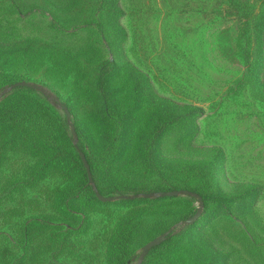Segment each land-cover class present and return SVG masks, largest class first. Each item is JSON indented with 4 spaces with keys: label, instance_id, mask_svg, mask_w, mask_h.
I'll return each mask as SVG.
<instances>
[{
    "label": "rangeland",
    "instance_id": "rangeland-1",
    "mask_svg": "<svg viewBox=\"0 0 264 264\" xmlns=\"http://www.w3.org/2000/svg\"><path fill=\"white\" fill-rule=\"evenodd\" d=\"M240 1L259 5V0ZM119 4L122 38L113 36L110 19L103 6L98 11L96 0H0V40L40 39L49 45L42 61L13 55L0 64V77L15 75L17 81L42 86L56 106L41 92L27 90L58 122L66 121V106L85 135L83 148L96 159L103 143L90 116L93 82L101 61L114 59L120 69L108 89L119 113L132 122L124 154L108 167L113 182L154 185L160 180L145 170L143 148L155 114L165 106L178 118L156 138L154 158L161 164H202L212 173L216 191L237 198L222 214L203 207L195 232L210 245L180 243L173 262L264 264V95L243 83L239 21L225 12L226 0ZM129 69L138 81H147L140 102ZM24 127L14 130L26 129L43 143L37 126ZM9 131L12 143L9 135L0 138V264H112L113 239L126 220L149 227L136 232L128 259V264H141L147 255L140 260L143 245L159 235L148 239L150 229L169 224L171 235H178L198 206L188 196L126 199L128 195L107 192L111 182L101 169L97 181L104 196L114 200L93 205L82 192L80 174L47 165L50 148L33 150ZM70 188L77 197L62 205V192ZM249 193L253 195L247 197ZM166 255L152 257L149 264L167 262Z\"/></svg>",
    "mask_w": 264,
    "mask_h": 264
},
{
    "label": "trees",
    "instance_id": "trees-1",
    "mask_svg": "<svg viewBox=\"0 0 264 264\" xmlns=\"http://www.w3.org/2000/svg\"><path fill=\"white\" fill-rule=\"evenodd\" d=\"M77 0H70L71 4ZM99 3L98 11L104 7L106 18L110 19L113 27V36L124 37L126 33L124 28L118 23V19L123 14L119 0H96ZM225 12L234 16L239 21L238 29V48L241 59L246 67V75L243 83L249 84L251 92L264 95V0H259V5L251 6L248 2L241 3L240 0H226ZM48 42L40 39H12L0 40V64L9 63L13 55L26 57L29 62L42 61L44 53L48 50ZM75 64H79L76 60ZM120 66L114 59L103 60L98 65L96 78L93 82V91H95V103L90 116L98 126L99 138L102 140V151L96 159H91L88 152L83 148L85 135L74 122L77 141L74 143V137L65 120L58 122L49 112L48 108L39 98L32 97L26 88H15L12 93L0 101V138L1 135H11L10 131L15 132L14 138H21L31 146L33 150H52L47 165H63L74 173L81 175L83 184V193L95 205L101 203L97 199L94 190L88 182L87 173L82 164L79 152H82L89 164L94 184L98 192L105 195L97 181V170L101 169L104 176L110 180V186L107 192H113L119 195H135L150 193L152 191H171V190H189L198 194L203 202V207L208 208L210 213L216 215L229 212L233 208V203L237 198H227L221 195L215 189L213 175L207 167L202 164H179L169 163L161 164L153 156L154 142L164 129L177 120L178 115L161 106L159 112L154 117V124L151 134L148 136L147 144L143 148V166L146 171L156 175L160 180L154 185H144L138 181H126L127 184L119 185L113 182L112 175L108 174V167L115 163L124 154L126 129L132 122L125 115H121L116 104L113 101L109 91V80L119 71ZM130 75L135 80L133 90L141 97L146 93L147 81H138V74L129 69ZM15 78V79H14ZM15 75L5 74L0 77V91L7 85L17 81ZM92 93V89H89ZM180 117V116H179ZM131 120V121H130ZM37 126L38 133L43 135V143H38L36 139L30 136L26 129L14 130L17 125L28 124ZM9 135V136H10ZM14 139L10 136L9 141ZM156 143V142H155ZM34 173V170L32 171ZM117 182V181H115ZM122 183V182H121ZM77 190L70 188L62 192L61 204L66 205L68 201L77 197ZM253 193H249V196ZM168 198V197H167ZM149 200V199H146ZM246 202V199H243ZM187 215H184L185 218ZM201 216V215H200ZM200 218V217H199ZM126 222L120 226L112 244V264H128V259L133 250V241L137 231L149 227L142 222ZM196 221L185 225L182 232L178 235L167 236V239L155 248L148 251L141 264H149L152 257L167 254V262L162 264H204V262L195 260L193 263H184L180 258L178 262H173L176 254V245H210L204 238L199 236L196 231L198 228L194 225ZM29 222L27 223L29 228ZM194 225V226H193ZM26 229V235L30 232ZM32 228V227H31ZM149 237L161 234L170 228V225L162 224L160 227H152ZM157 228H160L157 232ZM201 257H199L200 259ZM212 260H215L212 259ZM156 264V263H155ZM161 264V260L157 263Z\"/></svg>",
    "mask_w": 264,
    "mask_h": 264
},
{
    "label": "water",
    "instance_id": "water-1",
    "mask_svg": "<svg viewBox=\"0 0 264 264\" xmlns=\"http://www.w3.org/2000/svg\"><path fill=\"white\" fill-rule=\"evenodd\" d=\"M15 88H26L29 90L39 91L43 94L44 97L49 99V101L52 105H55V106L57 105L55 102H53V99L50 98L49 94L47 92H45V90L43 89L42 86H40L36 83L28 82V81H17L15 83H12L8 87L4 88L2 91H0V100L2 97H5L11 90H13ZM62 109L65 112L66 123H67L68 127L70 128L71 133L74 137V143H76L77 136H76L74 124L71 121L70 111L64 105H62ZM79 156H80L82 164L85 168V171L87 173L88 182L91 185L92 189L94 190L97 199L102 201V202H110V201L114 200L113 197L103 196L102 194H100L96 190L88 161L82 152H79ZM178 196H188V197L195 198L197 200L198 206H197L195 212L193 213V215H191L190 217H188L187 219H185L183 221V224L193 223L201 215V212L203 209V202L201 200V197L198 194L191 192L189 190L180 189V190L164 191L161 193H152L151 192V193L135 194L132 196L128 195V196H124V198H126V199H134V198H138V197H142V198L163 197V198H166V197H178ZM172 231H173V227L169 228L168 230L164 231L163 233L159 234L158 236L154 237L153 239H151L150 241L145 243L142 247V251L140 254V260L148 253L149 250H151L152 248H155L158 245H160L161 243H163L167 239V236L172 233Z\"/></svg>",
    "mask_w": 264,
    "mask_h": 264
}]
</instances>
